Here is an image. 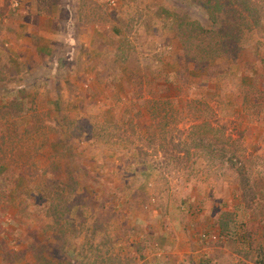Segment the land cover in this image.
<instances>
[{"label": "rangeland", "instance_id": "obj_1", "mask_svg": "<svg viewBox=\"0 0 264 264\" xmlns=\"http://www.w3.org/2000/svg\"><path fill=\"white\" fill-rule=\"evenodd\" d=\"M242 2L256 29L217 57L190 0H0V264L248 244L228 198L264 211V0Z\"/></svg>", "mask_w": 264, "mask_h": 264}, {"label": "crops", "instance_id": "obj_2", "mask_svg": "<svg viewBox=\"0 0 264 264\" xmlns=\"http://www.w3.org/2000/svg\"><path fill=\"white\" fill-rule=\"evenodd\" d=\"M260 194L263 195V193ZM237 197L238 194L234 193L233 196L228 198V211L230 216L233 217V222L229 223L228 230L229 233L232 231L234 236L244 238V242L248 240V244L240 246L239 243H235L232 239L228 240L226 234L218 230V228H215L214 231H209L207 228L212 246L203 245L201 252L207 259H198L197 264H264V211L249 208L248 205L242 203V198L240 201ZM256 197L259 199L258 194ZM230 200H234V202L231 203ZM252 215L259 218L252 220ZM242 216H244V221H240ZM181 236L178 246L182 240ZM257 250L259 251L257 252ZM177 254L183 260L184 251L179 250ZM140 261L138 264H144V261Z\"/></svg>", "mask_w": 264, "mask_h": 264}, {"label": "trees", "instance_id": "obj_3", "mask_svg": "<svg viewBox=\"0 0 264 264\" xmlns=\"http://www.w3.org/2000/svg\"><path fill=\"white\" fill-rule=\"evenodd\" d=\"M194 6L205 12L212 25L210 29L199 26L195 35L201 36L203 33L211 35V41L205 47H201L197 55H212L220 53L217 57L225 56L227 52L238 48L239 43L245 36V32H252L256 26L249 23L250 17L257 15L259 18L262 7L256 5V12L251 11L250 6L244 2L236 5L235 0H190ZM190 36L194 34L187 33ZM202 45L205 41H202ZM204 53V54H202ZM195 56L198 58L199 56Z\"/></svg>", "mask_w": 264, "mask_h": 264}]
</instances>
